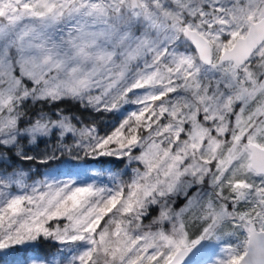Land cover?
I'll list each match as a JSON object with an SVG mask.
<instances>
[{"label":"snow or ice","instance_id":"snow-or-ice-1","mask_svg":"<svg viewBox=\"0 0 264 264\" xmlns=\"http://www.w3.org/2000/svg\"><path fill=\"white\" fill-rule=\"evenodd\" d=\"M0 264H264V0H0Z\"/></svg>","mask_w":264,"mask_h":264}]
</instances>
